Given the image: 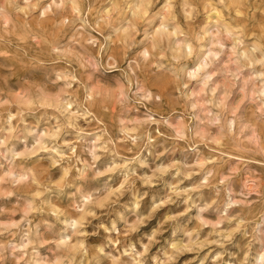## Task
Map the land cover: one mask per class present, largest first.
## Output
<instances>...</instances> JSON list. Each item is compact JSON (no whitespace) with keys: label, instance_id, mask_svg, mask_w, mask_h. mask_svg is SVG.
Wrapping results in <instances>:
<instances>
[{"label":"clouds","instance_id":"obj_1","mask_svg":"<svg viewBox=\"0 0 264 264\" xmlns=\"http://www.w3.org/2000/svg\"><path fill=\"white\" fill-rule=\"evenodd\" d=\"M0 264H264V0H0Z\"/></svg>","mask_w":264,"mask_h":264}]
</instances>
